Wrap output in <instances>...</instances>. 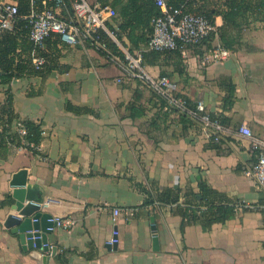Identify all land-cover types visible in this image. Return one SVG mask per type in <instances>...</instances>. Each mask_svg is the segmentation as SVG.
Returning a JSON list of instances; mask_svg holds the SVG:
<instances>
[{"label":"crops","instance_id":"1","mask_svg":"<svg viewBox=\"0 0 264 264\" xmlns=\"http://www.w3.org/2000/svg\"><path fill=\"white\" fill-rule=\"evenodd\" d=\"M223 1L195 0L216 9ZM72 6L65 1L60 10L65 21L73 19ZM119 23L117 16L109 27L118 31ZM121 42L131 51L126 36ZM59 48L61 70L0 84V108L9 93L15 113L43 128L38 153L23 147L0 152V264H63L60 254L68 264H264V192L245 174L256 157L238 133L246 125L264 138V23L245 29L240 48L224 62L204 68L200 52L206 49L190 47L182 59L160 56L144 65L153 76L169 77L190 104L203 100L223 118L220 144L166 111L139 82L118 84L122 57L85 41ZM21 170L29 172L42 213L76 221L73 229L52 234L55 256L25 249L5 226L9 216L24 219L12 210L11 182ZM203 182L242 204L210 230L185 224L181 215L187 189L198 193ZM143 189L179 191V204L145 205ZM115 228L119 243L111 250Z\"/></svg>","mask_w":264,"mask_h":264},{"label":"trees","instance_id":"2","mask_svg":"<svg viewBox=\"0 0 264 264\" xmlns=\"http://www.w3.org/2000/svg\"><path fill=\"white\" fill-rule=\"evenodd\" d=\"M19 5V15L16 26L12 31H5L0 35V84L10 85L14 80L44 76L52 71L61 70L59 63L61 56L60 40L56 36L46 39L43 49H37L39 56L46 59L41 70H37L33 64L32 51L34 44L29 40L31 13L30 0H14ZM70 3V0H65ZM103 6H111L118 14L120 20L118 31L110 26L120 42L123 35L131 44V51H141L143 64L152 63L160 56H173L182 59L183 53L180 49L165 52L147 51L150 37L153 33V21L161 16V9L156 0H101ZM169 8H182L188 12L203 15L216 27L204 43L193 47L196 50L211 49L216 41L225 49L235 52L241 46L242 33L256 22L264 23V0H224L222 9L205 8L196 4L195 0H168ZM221 16L223 25L216 26V17ZM99 37L107 51L97 48L91 40L86 43L96 47L100 53H111L122 57V52L113 39L104 31L95 34ZM201 55L204 51L200 52ZM6 103L0 108V152H5L10 147H23L38 153V146L43 141L42 124L30 119H22L15 113L13 107V96L8 93ZM228 100V105H231ZM164 107V104L162 103ZM69 109L74 110L72 106ZM135 110V109H133ZM141 115V111H138ZM185 123L195 126L189 117L180 115ZM220 117V116H218ZM221 122L225 125L222 117ZM26 129V135L21 136L18 125ZM147 196L145 205L179 204V191L174 193L166 190L162 194L154 195L151 191L143 189ZM2 205V204H1ZM238 201L230 200L226 195L213 189L206 183L199 185V192L192 188L187 189L185 194L184 209L181 211L185 224H203L204 228L210 230L214 224H225L241 206ZM264 206V202L262 204ZM63 255H59L63 264H68Z\"/></svg>","mask_w":264,"mask_h":264},{"label":"built area","instance_id":"3","mask_svg":"<svg viewBox=\"0 0 264 264\" xmlns=\"http://www.w3.org/2000/svg\"><path fill=\"white\" fill-rule=\"evenodd\" d=\"M167 1L156 0L162 14L153 21V33L147 51L165 52L180 49L183 54H186L188 48L203 44L205 39L216 30L210 20L203 15L188 12L184 7L169 8ZM30 5L29 40L34 44L35 50L32 51L31 56L37 70H41L46 63V59L39 56L37 49H43L44 43L49 37L56 36L61 44L70 47L78 45L81 41L91 40L97 48L107 51L106 46L95 35L99 31H104L117 44L123 55V70L116 79L118 84L139 82L152 91L156 100L164 104L166 111L189 117L207 138L217 144L222 142L226 127L218 117L219 115L212 113L203 100L190 104L178 94L176 84L169 77L150 74L143 64L142 52L133 53L130 51L120 42L116 33L110 30L109 23L118 16L111 6L93 5L88 0H73V19L69 22L62 19L60 15L65 0H30ZM18 15L19 5L17 2L0 0V35L14 29ZM231 54V51L218 43L211 49L205 50L201 57V66L205 68L211 64L224 62ZM18 127L21 136H25L26 129L20 124ZM238 133L247 140L256 157L255 163L249 167L245 174L264 192V138L255 135L246 125H242ZM43 205L39 204L40 209ZM120 214L119 209L114 210L116 218ZM49 222L52 224L48 228L49 232H54L57 229L71 230L76 225V221L69 217H52ZM34 233H40V231ZM119 236L120 233L115 228L113 238L109 242L110 246L119 243ZM34 239H40V237ZM52 248L53 246L50 245V250Z\"/></svg>","mask_w":264,"mask_h":264},{"label":"water","instance_id":"4","mask_svg":"<svg viewBox=\"0 0 264 264\" xmlns=\"http://www.w3.org/2000/svg\"><path fill=\"white\" fill-rule=\"evenodd\" d=\"M28 173L26 170L17 172L11 182L14 187L12 199L15 201L12 210L18 212L24 219L19 220L9 216L5 226L20 236L25 249H40L46 253L51 251L52 256H55L57 248L53 247L50 250L51 236L54 232L48 231V228L52 226L49 222L52 216L41 212L39 204L43 201L38 198L37 190L29 185ZM35 220L37 222H34ZM35 231H40V233H34ZM37 237L40 239H34ZM154 245L157 250V237L154 239ZM116 247L117 245H113L108 248L116 250Z\"/></svg>","mask_w":264,"mask_h":264}]
</instances>
